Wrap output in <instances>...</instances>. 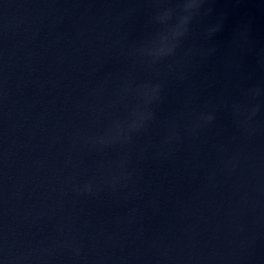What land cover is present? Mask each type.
Segmentation results:
<instances>
[{"label":"water","instance_id":"obj_1","mask_svg":"<svg viewBox=\"0 0 264 264\" xmlns=\"http://www.w3.org/2000/svg\"><path fill=\"white\" fill-rule=\"evenodd\" d=\"M0 264H264V0H0Z\"/></svg>","mask_w":264,"mask_h":264}]
</instances>
